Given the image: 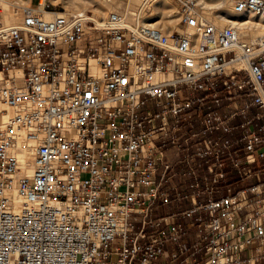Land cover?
<instances>
[{
	"label": "built area",
	"instance_id": "2783aa9c",
	"mask_svg": "<svg viewBox=\"0 0 264 264\" xmlns=\"http://www.w3.org/2000/svg\"><path fill=\"white\" fill-rule=\"evenodd\" d=\"M154 1L123 0L98 24L88 10L60 14L36 0L0 27V264H154L167 234H185L172 220L169 231L160 226L170 216L153 217L171 201L170 147L190 173L201 165L195 156L210 160L205 188L224 190L203 202L195 191L183 212L198 224L192 254L203 258L194 264H264V165L246 167L264 159L260 112L234 139L207 135L225 123L211 106L198 132L179 135L183 125L169 123L200 104V92L218 101L220 86L246 90L264 113V30L219 25L199 0H171L169 16ZM231 8L264 22V0ZM198 136L205 145L190 152Z\"/></svg>",
	"mask_w": 264,
	"mask_h": 264
},
{
	"label": "rangeland",
	"instance_id": "374dc122",
	"mask_svg": "<svg viewBox=\"0 0 264 264\" xmlns=\"http://www.w3.org/2000/svg\"><path fill=\"white\" fill-rule=\"evenodd\" d=\"M5 1H13V0H5ZM19 3L13 5L14 11L19 15V19L21 18V7L27 3L25 0H18ZM123 0L116 1V4L122 2ZM32 4L36 2V0H30ZM49 3L50 9L56 11H64L65 10V2L63 0H46ZM132 3H137V0H132ZM18 4V5H17ZM228 5L232 6V0H228ZM165 9L170 8V6H165ZM88 12L93 16L92 9L86 8ZM0 11H2V6L0 4ZM110 10H108L109 12ZM107 12V13H108ZM106 13V15H107ZM105 15V16H106ZM18 19V20H19ZM2 23L0 22V27ZM184 92L188 94L190 91L184 88ZM199 93V91H196ZM201 95H204L205 99L198 105H195L188 111V115L183 117L180 116L179 119H175L174 117H169V123L173 124H182L183 128L178 133L179 135H187L191 132H198L204 127V123L202 120L204 112L208 109V106L215 108L221 115V117L225 120L224 124H221L215 128H213L207 135L211 138H238L241 136V128L238 126L240 122L244 121L246 118H249L257 111L261 114V119L264 120L263 110L257 107L255 104L251 103V97L247 94L246 90H232L231 93L224 90L221 86L218 92V101H214L211 96L208 94H204L200 92ZM153 100L149 101L147 105H151L153 109H157V106L154 104ZM246 104H250L248 108H245V111L242 112ZM229 125L233 126L232 131H225L224 126ZM203 137H196L193 142L192 139L189 140L188 146L190 152H195L198 146H204ZM236 152L239 159L244 158V141L240 140L235 142ZM167 157L170 159L172 163V174L164 185L165 191L168 193L170 202L161 205L157 209H155L153 217L158 218L161 216H170L168 218L167 224L166 221L161 222V227H166V231H169L171 220L175 223H181L185 227V234L181 236L178 242H173L167 234V240L164 243L165 252L163 255L159 256L158 259L154 261V264H194L195 261H201L203 258L202 252L193 253L194 247L193 244L197 240V229L198 224L194 221L193 215H186L183 212L193 207V193L195 191L200 190L199 194H196L194 197L196 201H206L209 196L219 197L224 194L223 186H218L220 190L215 192H210L209 188H205L203 178L205 175H209L207 164L210 163V160L207 158H197L195 156V161H200L201 165L196 168L194 173L188 172L184 167V161L182 157V151H177L176 148L170 147L167 151ZM228 166L230 164L227 163ZM264 165V159H259L257 162L252 163L246 167H251L252 169H259L260 166ZM231 167V166H230ZM232 168V167H231ZM259 177L264 180V173H260ZM256 176H251L247 179L241 180L239 185L245 186L250 182H254ZM198 182V187L196 185H192ZM171 226H174V224ZM178 243H185L186 249L179 248ZM171 252H176V256H172Z\"/></svg>",
	"mask_w": 264,
	"mask_h": 264
},
{
	"label": "bare ground",
	"instance_id": "6f19581e",
	"mask_svg": "<svg viewBox=\"0 0 264 264\" xmlns=\"http://www.w3.org/2000/svg\"><path fill=\"white\" fill-rule=\"evenodd\" d=\"M30 0H25L24 2L29 4ZM44 0H41V3ZM56 1V0H55ZM65 2V10L57 11L60 14H65L73 12L75 10H86V8H91L93 11V17L95 21L99 24L103 21L108 10L115 8L116 1L118 0H63ZM132 2V0H130ZM203 5V12L206 18L211 19L213 22L219 25L230 24L237 26L241 32L250 33H260L264 30V22L255 16L249 15L246 17L243 14L235 13L232 8L228 5V0H199ZM19 3L18 0L5 1L0 0L2 6V11H0V22L2 26L14 24L18 21L19 15L14 11L13 5ZM18 5V4H17ZM26 5V4H25ZM170 6V8L165 9V6ZM173 7V2L171 0H155L154 8L160 13L162 12L164 16L165 13L169 12ZM159 13L157 15H159ZM45 17H50L53 15L51 11L43 12ZM154 15V12L153 14ZM178 18H167L162 17L163 23L166 25L174 24ZM144 20V18H143Z\"/></svg>",
	"mask_w": 264,
	"mask_h": 264
},
{
	"label": "trees",
	"instance_id": "16d2710c",
	"mask_svg": "<svg viewBox=\"0 0 264 264\" xmlns=\"http://www.w3.org/2000/svg\"><path fill=\"white\" fill-rule=\"evenodd\" d=\"M227 170H228V183H230V184L237 183L239 178H238L236 171L233 168H231L230 166H228Z\"/></svg>",
	"mask_w": 264,
	"mask_h": 264
},
{
	"label": "crops",
	"instance_id": "0c3cea01",
	"mask_svg": "<svg viewBox=\"0 0 264 264\" xmlns=\"http://www.w3.org/2000/svg\"><path fill=\"white\" fill-rule=\"evenodd\" d=\"M149 106H152V104H151V105H149Z\"/></svg>",
	"mask_w": 264,
	"mask_h": 264
}]
</instances>
